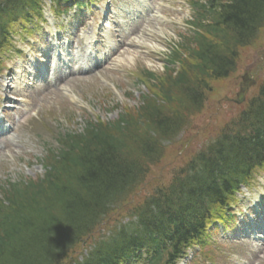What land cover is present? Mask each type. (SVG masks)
I'll return each mask as SVG.
<instances>
[{"label":"trees","instance_id":"trees-1","mask_svg":"<svg viewBox=\"0 0 264 264\" xmlns=\"http://www.w3.org/2000/svg\"><path fill=\"white\" fill-rule=\"evenodd\" d=\"M219 1L218 12L212 14L214 26L206 27L207 37L198 35L183 45L184 52L200 60V65L193 70L202 78L196 79L191 71H183L178 76H172L173 71H169L163 78L164 83L168 81V86L160 89L162 94L166 92L169 97L168 93L179 78L189 94L182 90L184 97H179L176 109L170 111L153 100L148 101L140 116L151 125L149 130L138 129L130 119L124 118L119 140L107 137L105 133L97 137L87 133L76 143L72 155L63 156V170L50 175L44 183H34V189H37L34 195L28 194L33 186L15 191L11 215L6 216L5 229L3 225L0 234V264H62L102 223L110 205L138 189L136 184L144 170L147 173L149 166L163 156L162 143L178 133L185 124V115L200 109L199 84L213 74L227 76L235 67L239 49L252 46L264 27V0ZM242 121L224 133L223 143L217 150L219 157L200 156L204 163L199 178L193 175L194 178L177 179V185L171 187L173 193L193 197L204 187L214 190L217 180L230 182L236 174L237 161L238 171H241L246 163L243 159L255 156L260 147H264V88ZM215 187L218 191L217 183ZM150 203L143 202L135 210L147 232L153 235V242L148 246L158 248L165 243L177 245L187 240V231L179 236L162 232L166 226L157 222L158 207ZM164 221L178 232L174 220L165 217ZM133 233L123 240L122 247H114L115 242L109 246L104 241L91 253L92 258H85L82 264H112L119 247L118 251L149 241ZM126 235L123 229L122 236ZM156 235L163 240L156 239Z\"/></svg>","mask_w":264,"mask_h":264},{"label":"rangeland","instance_id":"rangeland-1","mask_svg":"<svg viewBox=\"0 0 264 264\" xmlns=\"http://www.w3.org/2000/svg\"><path fill=\"white\" fill-rule=\"evenodd\" d=\"M180 26L184 27L185 25L180 23ZM176 29L179 30L178 24ZM165 33L167 34L166 40L169 38L171 41H173L172 39L177 40V35L173 36L171 29H167L163 34ZM261 33L260 40L256 43L257 45L241 52L238 68L233 75L226 80H211L208 82V88L205 90V107L203 111L192 118L189 128L180 135L176 142L166 147L163 159L157 166L150 169V173L145 179L146 183L143 185L145 193L148 190L153 191L157 187L167 185L174 173L182 168L202 146L216 139L220 132L240 115L247 106L248 101L257 95L258 87L264 83V29ZM147 43L157 44V40L148 41ZM159 66V63H152L146 59H136L134 55H130V57H124L121 71L105 70L101 74L102 78L109 81L112 80L115 91L104 90V87L98 83L94 88L93 85H89L84 87L82 91L85 95L89 93L86 98L100 108H104V106L99 101L105 100L108 101V103L106 102L107 106H112L113 104L134 106L135 104L132 100L128 101L127 94L132 93L133 98L135 97L136 100L137 90L133 87L136 75L141 69L143 70L146 67L160 75L163 70ZM135 72L136 75H134ZM246 73L249 75L247 77L248 91L241 94L242 99H240L237 95L241 88L245 87L242 85V78L245 77ZM255 79L257 80L256 83L252 84ZM104 86L107 89L109 88V84ZM74 87L77 88L78 86L74 85ZM38 93L39 95L43 94V92ZM44 96L46 105L50 109V111H46L47 116L53 114L55 117H67L68 115L71 117V112H75L66 104L67 99L64 96V92L57 100L54 99V96H48V94H44ZM30 102L36 105V92L32 93ZM100 113L101 110L96 112L97 115ZM103 115L109 118L105 111ZM104 116L101 117L105 119ZM35 146L36 148L24 145L20 152L0 157V187L8 180L15 182L19 181L21 177L35 178L42 174V169L37 163L44 152L36 144ZM131 198L123 204L121 212L126 210V206L133 207L137 205L139 199L131 200ZM104 228L98 229L95 235H99L100 230H104ZM235 231L236 229H234ZM219 241L216 240V243Z\"/></svg>","mask_w":264,"mask_h":264}]
</instances>
